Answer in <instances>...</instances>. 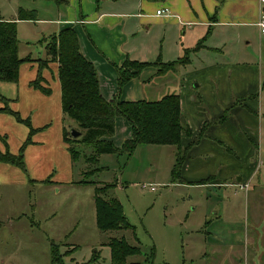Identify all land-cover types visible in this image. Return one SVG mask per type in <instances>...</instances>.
Returning a JSON list of instances; mask_svg holds the SVG:
<instances>
[{"label":"rangeland","instance_id":"obj_1","mask_svg":"<svg viewBox=\"0 0 264 264\" xmlns=\"http://www.w3.org/2000/svg\"><path fill=\"white\" fill-rule=\"evenodd\" d=\"M66 2L71 5L70 0ZM66 2L0 0V15L16 17L19 56L46 57V41L58 33L51 20L63 14ZM23 12L27 19L17 20ZM160 31V27L151 28L155 34ZM239 31L237 49L230 56H214V61L247 62V67L253 66L247 72L233 75L228 70L226 77L210 73V86L204 81L199 85V56L193 64H176L175 71L154 75L146 86L132 90L135 100H156L171 92L179 95L182 122L191 130L181 138V150L189 147L182 179L172 175L177 149L171 145L141 143L130 155L100 154L91 162L87 158L93 154L92 147L74 144L79 156L56 169V186L39 183L22 190L24 215L15 226H8L0 199V264H54L52 244L57 245L63 264H82L93 254L97 261L89 264H109L108 243L113 237L139 247V254L129 256L128 261H150L153 253L155 264H264V34L249 25ZM158 54L141 53L142 59H136L168 63L181 56L171 51L164 53L169 58L164 59ZM152 68H146L141 78ZM198 98L207 110L200 108L202 104L196 106ZM199 113L210 116L209 142L192 129ZM65 119L69 133L72 129L81 133L68 136L80 139L84 130L69 117ZM122 123L127 127L126 120L117 117V132L106 138L117 148L124 136ZM223 145L229 150H222ZM236 170L240 172L234 174ZM209 176L216 177L221 186L208 185L210 180L198 183ZM240 176L242 180L237 181ZM111 183L115 185L103 196L120 201L129 228H97L94 188ZM28 201L35 204L34 211L27 208Z\"/></svg>","mask_w":264,"mask_h":264},{"label":"crops","instance_id":"obj_2","mask_svg":"<svg viewBox=\"0 0 264 264\" xmlns=\"http://www.w3.org/2000/svg\"><path fill=\"white\" fill-rule=\"evenodd\" d=\"M70 2L71 5L68 6L66 2L67 6L63 7V14L51 21L56 24L57 32L65 27L74 30L82 54L96 68L99 89L106 99H111L118 93L116 68L120 67L126 58L142 59L141 53L154 57L158 52H160L158 55L164 58V53L168 54L171 51L178 57L183 54L184 48H192L191 45L195 46L205 35L207 36L203 42L204 47L191 52L189 61L193 64L191 61L202 57V63L197 71L201 75L199 85L204 81L210 86V73L216 77H226L228 70L231 74L237 75L253 68L251 65L247 67L249 66L247 62L218 63L214 61V56H230L229 53L237 49L241 39L240 27L249 25L258 29V17L264 10V2L261 0H70ZM160 8L169 9L173 17L154 16L155 11ZM249 14L250 17H246ZM0 20L11 21L16 20V17L0 15ZM152 27H160L161 31L155 34L151 32ZM56 65L52 62L48 68L42 70L43 85L50 90L49 94L30 86L38 71L35 62H24L20 65L17 82L0 81V108L4 107L1 99L6 98L8 106L13 111L28 119L34 129H39L30 136L31 141L24 148L25 171L13 164L0 161V199L3 202L4 217L11 227L24 215V207L21 205L22 190L39 183L56 186L58 184L54 176L56 169L61 165H70L73 161L68 144L63 139V129L67 128V123L61 106V89L55 70ZM145 69L122 87L119 94L122 100H135L131 97L133 88L138 85L146 86L156 75L154 67L153 72L150 71L147 77L141 78V74L143 72L145 74ZM197 86L198 83L194 87ZM245 94L247 93L241 97H245ZM141 99L143 98L137 100ZM198 101L197 107L201 106L203 100L198 98ZM202 107L207 110V106L202 104L200 108ZM203 114L199 113L200 116L192 129L198 131L200 137L205 138L203 142H209L207 139L210 140L208 127L210 116L206 117ZM122 124L123 141L131 132L128 123L127 127L125 123ZM28 133L29 129L25 124L17 122L6 112H0V153L10 152L18 155ZM224 148L226 151L229 150L227 145L222 150ZM239 172L240 170H236L233 173ZM46 179H51L52 183H44ZM241 180V176L237 177V181ZM209 182L208 185L221 186L216 177ZM26 206L32 211L35 210V204L31 201H28Z\"/></svg>","mask_w":264,"mask_h":264},{"label":"trees","instance_id":"obj_3","mask_svg":"<svg viewBox=\"0 0 264 264\" xmlns=\"http://www.w3.org/2000/svg\"><path fill=\"white\" fill-rule=\"evenodd\" d=\"M24 14L25 12L18 15L17 19H27ZM206 36L199 39L194 47L184 48L183 54L175 62L164 63L158 60L150 63L126 58L122 65L116 68L118 93L111 99H106L99 89L96 68L82 54L78 37L71 27H65L48 38L45 44V58L32 59L29 56L20 58L18 56L16 20H0V81L17 82L20 65L24 62H35L38 71L35 79L30 82V86L44 94H49L50 90L43 85L42 70L48 68L52 62L57 63L62 111L64 115L84 130L81 138L78 139L70 138L68 130L63 129V139L68 144V150L73 161L79 156V151L74 148V144L79 143L92 147L93 154L87 158L91 162H96L97 156L100 154L124 152L130 155L135 147L141 143L171 145L177 149L172 175L182 179L180 178L181 167L189 147L181 150V138L184 134L189 136L191 131L182 122L179 95L171 92L156 100L127 101L122 100L119 94L124 85L138 77L142 70L148 66H155V74L162 75L168 71H175L176 64L182 66L188 64L190 53L204 47L203 42ZM1 100L4 102V107L0 108V112H6L12 115L17 122L25 124L29 133L18 155L10 152L0 153V161L13 164L25 171L23 151L31 141L30 136L39 129H34L28 119L13 111L8 106L6 98ZM117 117H123L127 121L131 132V136L123 140L119 148L111 140L106 139L113 136ZM69 134L71 135V133ZM200 134L202 133L200 132ZM208 180H210V176L198 183L204 184ZM43 182L52 183L51 179H46ZM86 182V180L80 181L82 184ZM114 185L111 183V185L107 184L94 188L96 225L100 230L130 227L125 219L120 201L115 197L106 198L103 196ZM108 246L110 249L109 264H155L152 260L153 253L149 257L150 261L148 259L145 262L128 261L129 256L137 255L140 251L138 246L129 244L125 238L113 237ZM50 252L51 261L54 264H63L57 253L56 244H52ZM95 255L93 254L89 261L82 264L95 263L97 261Z\"/></svg>","mask_w":264,"mask_h":264},{"label":"built area","instance_id":"obj_4","mask_svg":"<svg viewBox=\"0 0 264 264\" xmlns=\"http://www.w3.org/2000/svg\"><path fill=\"white\" fill-rule=\"evenodd\" d=\"M261 2H264V0H261ZM154 16H159V17H164V18H171L173 17V14L170 12L169 9L167 8H160L157 9L154 13ZM257 26L260 30L261 34H264V10L260 12L258 21H257ZM155 188L152 186L151 190H154Z\"/></svg>","mask_w":264,"mask_h":264},{"label":"water","instance_id":"obj_5","mask_svg":"<svg viewBox=\"0 0 264 264\" xmlns=\"http://www.w3.org/2000/svg\"><path fill=\"white\" fill-rule=\"evenodd\" d=\"M70 132L73 137H77L80 134V132L76 131L75 129H72Z\"/></svg>","mask_w":264,"mask_h":264}]
</instances>
